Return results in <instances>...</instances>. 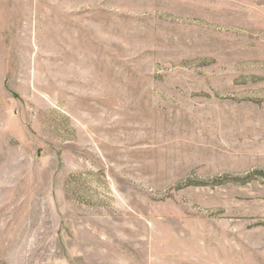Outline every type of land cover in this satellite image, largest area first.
Masks as SVG:
<instances>
[{"label":"rangeland","instance_id":"1","mask_svg":"<svg viewBox=\"0 0 264 264\" xmlns=\"http://www.w3.org/2000/svg\"><path fill=\"white\" fill-rule=\"evenodd\" d=\"M0 264H264V0H0Z\"/></svg>","mask_w":264,"mask_h":264}]
</instances>
